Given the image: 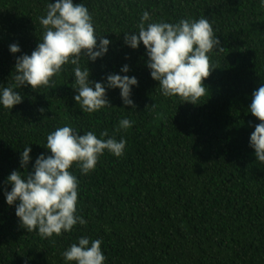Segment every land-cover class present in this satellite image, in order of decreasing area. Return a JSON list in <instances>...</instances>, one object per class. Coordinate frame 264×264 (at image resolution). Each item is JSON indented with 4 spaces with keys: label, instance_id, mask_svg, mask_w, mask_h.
Returning a JSON list of instances; mask_svg holds the SVG:
<instances>
[{
    "label": "trees",
    "instance_id": "16d2710c",
    "mask_svg": "<svg viewBox=\"0 0 264 264\" xmlns=\"http://www.w3.org/2000/svg\"><path fill=\"white\" fill-rule=\"evenodd\" d=\"M49 0H0V85L14 83L16 56L31 55L42 39L40 17ZM55 3L56 0H50ZM84 3L96 33L110 40L108 53L88 63L90 79L130 67L138 87L135 110L118 89L107 90L111 108L82 113L73 97L72 65L51 87L18 89L23 102L0 107V264H65L62 253L82 236L102 240L105 264H264V164L249 138L260 123L249 112L252 93L264 84V5L260 0H73ZM148 11L151 22L178 23L205 17L224 51L212 53L208 92L198 105L161 94L146 67V50L124 44ZM99 42V41H98ZM86 67V61H81ZM44 109L43 112L40 110ZM133 122L127 130L119 121ZM126 141L124 155L105 152L79 181L78 213L85 219L70 233L41 238L19 224L8 206L6 178L30 173L35 158L50 155L46 137L56 128ZM30 145L31 162L20 168Z\"/></svg>",
    "mask_w": 264,
    "mask_h": 264
},
{
    "label": "clouds",
    "instance_id": "9594fccd",
    "mask_svg": "<svg viewBox=\"0 0 264 264\" xmlns=\"http://www.w3.org/2000/svg\"><path fill=\"white\" fill-rule=\"evenodd\" d=\"M264 5V0H260ZM42 39L31 55L21 53L18 44L9 45L10 54L16 56L14 83L0 85V107L11 110L23 102L18 89L30 86L33 91L51 87L53 77L66 65H72L74 74L73 99L82 113H96L111 108L107 90L118 89L125 108L135 110L132 89L138 87L135 76H129L130 67L125 64L120 74H109L102 82L90 79L89 62L102 59L109 50L110 40L95 31L94 21L84 3L73 0L48 2L45 14L40 17ZM99 41V42H98ZM124 44L136 50L142 44L146 50V67L152 80L158 82L165 97H178L183 103L200 104L208 92L204 81L209 77L212 53L224 51L214 33L211 22L205 17L198 20L182 19L178 23L151 22L148 11L140 17L138 31L124 33ZM86 67H81V61ZM209 93V92H208ZM41 112L44 109L40 110ZM248 112L260 123L255 125L249 138L256 161L264 164V84L252 93ZM133 122L125 118L119 128L127 130ZM88 131L79 134L73 127L62 126L46 137L44 147L50 155L35 158L30 173L13 171L4 192L8 206H15L19 224L28 233L36 232L41 238L70 233L74 227L84 225L85 219L78 213L79 181L73 167L82 175L95 170L105 152L120 158L124 155L126 141L109 137L107 131L100 134ZM30 145L23 148L20 168L26 169L32 160ZM102 240H90L82 236L62 253L65 264H105L101 249Z\"/></svg>",
    "mask_w": 264,
    "mask_h": 264
}]
</instances>
